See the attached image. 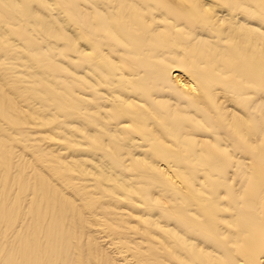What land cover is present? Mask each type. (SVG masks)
<instances>
[{"label": "bare ground", "instance_id": "bare-ground-1", "mask_svg": "<svg viewBox=\"0 0 264 264\" xmlns=\"http://www.w3.org/2000/svg\"><path fill=\"white\" fill-rule=\"evenodd\" d=\"M15 2L0 264H264V0Z\"/></svg>", "mask_w": 264, "mask_h": 264}, {"label": "rangeland", "instance_id": "rangeland-1", "mask_svg": "<svg viewBox=\"0 0 264 264\" xmlns=\"http://www.w3.org/2000/svg\"><path fill=\"white\" fill-rule=\"evenodd\" d=\"M12 1H14V0H12ZM54 1H55V0H54ZM67 1H68V0H65V2H67ZM0 2H1V0H0ZM58 2H59V1H58ZM20 3H22L21 0H18V2H15L14 4H15V5H21ZM4 7H6V4L4 5ZM18 8H20V6H19ZM39 13H40L41 15H42V13L44 14L43 11H42V12L39 11ZM37 14H38V13H37ZM39 16H40V15H39ZM46 16H47V15H43L42 17H44L45 20L47 21ZM42 19H43V18H42ZM63 21H64V20H63ZM65 21H66V20H65ZM65 21H64V22H65ZM73 21L76 22V20H75L74 18L71 17V22L69 23V21H68L69 24L67 23V21H66V23H63L62 21H59V23L62 22L63 24H65L66 28L68 29V28L70 27L69 25H70ZM50 22H51V21H48V23H50ZM43 23H45V22H43ZM48 23L46 22L45 24H48ZM57 23H58V22H57ZM65 26H64V27H65ZM67 26H68V27H67ZM70 33H71V32H70ZM69 36H72V33H71ZM77 42H78V41H77ZM79 42L81 43V40H79ZM80 43L78 44V47L81 46ZM79 45H80V46H79ZM80 49H81V47H80ZM78 68H81V66L78 67ZM70 71H73V69L70 68ZM78 74L81 75V73H78ZM0 80H1V84H5V83H6V82H5L6 79H5V81H4V80H3V77H2L1 75H0ZM11 87H12V86H11V85H8V84H7V85H4V86H2V87H0V95H5V94H7L8 90L11 89ZM76 125H78V124H76ZM79 127H81V125H80ZM81 154H82V153H81ZM70 157H71V156H70ZM82 158H83V160L89 159V158L85 157L84 155L82 156ZM82 158H81V159H82ZM93 158H95V159H94L95 161L93 160ZM76 159H77V158H76ZM90 159H91V161L89 160L88 162H90L91 165H93L95 162H97L96 157H91ZM91 162H92V163H91ZM91 165H90V166H91ZM90 166H89V164H88L87 167L90 168ZM87 167H86V168H87ZM94 171H95V170L92 169V171H90V172H92V174H97V173L94 172ZM92 178H93V177H92Z\"/></svg>", "mask_w": 264, "mask_h": 264}]
</instances>
